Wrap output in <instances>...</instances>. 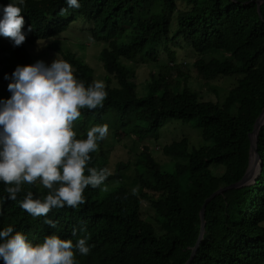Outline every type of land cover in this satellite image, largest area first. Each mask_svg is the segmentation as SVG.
<instances>
[{"label": "trees", "instance_id": "1", "mask_svg": "<svg viewBox=\"0 0 264 264\" xmlns=\"http://www.w3.org/2000/svg\"><path fill=\"white\" fill-rule=\"evenodd\" d=\"M79 3V8H68L65 0H25L22 31L26 39L16 48L22 63L30 65L26 42L66 33L78 17L95 22L93 40L108 43L98 59L103 67L100 75L71 50L54 49L86 87L101 80L107 91L103 106L80 110L81 116L73 122L76 138L84 139L92 126L106 124V117L113 112L118 123V130L112 131L114 143L130 125L141 141L158 138L169 120L198 128L205 143L191 148L185 137L165 146L163 153L178 160L172 172L163 169L165 165L146 145L136 160V193L124 180L131 163H112L100 152L99 147L106 144L103 139L90 153L87 165L108 169L103 184L86 187L85 202L76 208H52L46 216H31L19 201L28 191L35 197L46 195L47 189L24 184L17 199L11 200L8 185L0 182V230L11 226L33 244L42 243L51 234L73 243L86 237L90 252L76 253L78 264H186L198 243L190 264H264V125L257 141L261 174L248 185L225 190L207 204L205 231L199 242L206 200L241 181L250 157L252 162L250 135L264 110V0ZM62 8H68L67 12L61 14ZM30 25L32 31H27ZM225 37L238 43L232 49L222 48ZM173 47L190 49L197 60L178 62ZM161 53L167 60H160V71L149 76V93L140 96L136 75L126 64L157 63ZM16 67L10 73L7 66H0V79L4 80L5 74L10 77ZM194 68L205 81L236 77L237 83L223 101L206 100L188 86V71ZM175 71L174 78L183 80V86L169 83ZM257 164L258 160L253 175ZM146 204L151 214L143 212ZM48 219L56 222L55 228L46 223Z\"/></svg>", "mask_w": 264, "mask_h": 264}, {"label": "clouds", "instance_id": "2", "mask_svg": "<svg viewBox=\"0 0 264 264\" xmlns=\"http://www.w3.org/2000/svg\"><path fill=\"white\" fill-rule=\"evenodd\" d=\"M65 3L68 8L80 7L79 0H65ZM24 4L25 0H10L8 4L0 0V36L12 41L11 55L20 61V65L12 67L0 62L10 73L17 66L10 77L8 74L4 77L10 82L7 86L10 98L0 99V182L8 185L6 191L11 200L17 199L24 184L47 189L46 195L35 197L28 191L19 201L23 210L37 217L46 216L52 208H76L83 204L85 188L100 187L109 174L106 168L87 167L90 153L107 136L108 125L92 126L84 139H77L73 129V122L81 116L80 110L103 106L107 91L101 80L86 87L74 75L72 65L54 50L61 47L59 40L64 33L57 38L26 42L24 49L31 63H22L16 48L26 39L22 31ZM68 8H62L61 14ZM27 31H32L31 25ZM49 39L46 43L40 42ZM44 54H47V64L35 63L43 58L35 59L36 56ZM126 65L135 69L132 63ZM46 223L56 227L51 219ZM90 248L86 237L77 238L73 243L71 239L51 234L42 243L33 244L11 226L0 230V260L4 264H78L76 253L87 255Z\"/></svg>", "mask_w": 264, "mask_h": 264}, {"label": "rangeland", "instance_id": "3", "mask_svg": "<svg viewBox=\"0 0 264 264\" xmlns=\"http://www.w3.org/2000/svg\"><path fill=\"white\" fill-rule=\"evenodd\" d=\"M183 8H185L184 4L181 3ZM157 10L160 8L157 7ZM66 18V16H65ZM176 15L173 16V21H175ZM67 19V18H66ZM95 22L92 21L88 23L87 20L80 18L73 24L72 28L63 34L62 38L59 40V45L64 50H71L74 54L78 56L79 59L84 61L90 68H93L95 72L99 75L102 71V64L98 61L100 53L104 50L108 43L104 40H93V36L91 32L93 31ZM61 36V35H60ZM58 37V36H57ZM56 37V38H57ZM111 36H109L110 38ZM50 41L44 40L40 41L41 43H46ZM238 40H235L231 37H225L221 46L225 49H232ZM14 46L12 41L7 37L0 36V62H6L8 66L12 67L13 65H20V61H16L15 57L11 55V47ZM30 47H32L30 45ZM39 48V47H38ZM40 50L43 48H39ZM174 51L177 52V57L179 58L178 62H191L194 63L197 58L191 53L190 49H180L178 47H173ZM50 53L56 54L53 51ZM40 58L37 61H43L47 64V54L36 56L35 59ZM60 59H62L60 57ZM166 62L167 56L165 54L159 55V61L157 63L148 62V63H137V67H135V71L131 70V67L128 68L133 71L136 75V83H137V92L140 96H146L149 93V90H146L147 82L150 74L158 73L161 68L157 66L158 63ZM177 71L174 72V75L169 79V83L175 85L179 84L183 86L185 82L183 80L178 81L176 78ZM189 74V82L188 86L192 89L199 92L204 99L213 100V101H223L224 96L227 92L236 85L237 79L236 77H218L214 80L205 81L198 77V73L196 69H191L188 71ZM2 75V68H0V76ZM10 82L6 80L0 79V99L10 98L11 93L7 90V86ZM217 91L218 93L216 94ZM264 119V117H263ZM105 123L108 125V138H104L103 142H106L105 145L99 147L100 152L103 151L105 155L110 159L112 163H116L119 161H129L130 169H127L124 172V180L125 182L131 186V189H135V192H139V186L136 182L135 177V165L137 156L142 151V149L147 145L152 149L153 157L161 164L165 165L163 167L167 172H172L174 170V161H178L176 159H172L166 156L163 153V148L167 145L172 144L173 142L180 141L183 138H188L190 147H201L204 145V140L201 137V132L198 128L193 127L191 124H184L179 121L169 120L165 124V126L160 130V134L158 138L150 137L145 141L139 140V138L134 135L131 130L133 128L132 125L128 126L121 134H118L119 141L117 143L112 142V131L115 132L118 130V123L116 121L115 113H111L109 117H106ZM110 140V141H109ZM111 147V149H109ZM159 147V149H157ZM172 165V166H171ZM258 167V166H257ZM219 170L218 172H220ZM257 172V171H256ZM255 172V174H256ZM255 174L249 179L252 181L255 178ZM143 212L147 215L151 214V208L148 204L144 205Z\"/></svg>", "mask_w": 264, "mask_h": 264}, {"label": "water", "instance_id": "4", "mask_svg": "<svg viewBox=\"0 0 264 264\" xmlns=\"http://www.w3.org/2000/svg\"><path fill=\"white\" fill-rule=\"evenodd\" d=\"M263 115H264V110H263L262 114L260 115L259 119L257 120V122L255 124L254 131L250 135L251 142H252V149H253V147L255 148V151H256V154H257V159H258V164H257L258 167H257V172L255 174V178H257L261 174L262 167H263L262 166V161L260 159V156L257 153L258 136H259V132H260L261 127L264 125V121L261 122V119H262ZM254 135H255V138H254ZM250 166H251V157H250V165H249V167L247 169V172H246L245 176L243 177V179L241 181H239L238 183H235V184L231 185L230 187H226V188H223V189L218 190L217 192H215L211 197H209L206 200V202H205V204L203 206V209L201 211V216H202L203 223H202V230H201V236H200L199 242L202 240L203 235H204V231H205V225H206V222H205V209H206L207 204L213 198H215L217 195L223 193L227 189L238 188V187H242L244 185L250 184L251 181L248 179V173H249ZM198 246H199V243L197 244L196 248L194 249L193 254H192L190 260L186 264H190V262L193 260V258L195 256V252H196Z\"/></svg>", "mask_w": 264, "mask_h": 264}, {"label": "bare ground", "instance_id": "5", "mask_svg": "<svg viewBox=\"0 0 264 264\" xmlns=\"http://www.w3.org/2000/svg\"><path fill=\"white\" fill-rule=\"evenodd\" d=\"M263 117H264V115H263ZM263 117H262V119H261V122H263L264 121V119H263ZM254 138H255V135H254ZM253 158H252V162H251V166H250V169H249V173H248V179H250L251 177H252V175H253V173H254V168H255V165H256V163H257V154H256V151H255V148L253 147Z\"/></svg>", "mask_w": 264, "mask_h": 264}]
</instances>
